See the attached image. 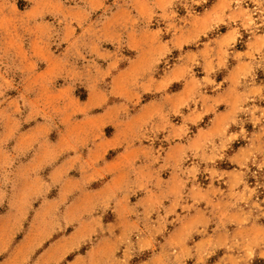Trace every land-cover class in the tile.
<instances>
[{
    "label": "rangeland",
    "instance_id": "374dc122",
    "mask_svg": "<svg viewBox=\"0 0 264 264\" xmlns=\"http://www.w3.org/2000/svg\"><path fill=\"white\" fill-rule=\"evenodd\" d=\"M263 85L264 0H0V264H264Z\"/></svg>",
    "mask_w": 264,
    "mask_h": 264
},
{
    "label": "crops",
    "instance_id": "0c3cea01",
    "mask_svg": "<svg viewBox=\"0 0 264 264\" xmlns=\"http://www.w3.org/2000/svg\"><path fill=\"white\" fill-rule=\"evenodd\" d=\"M262 92H264V85L262 88ZM261 115L264 116V108L261 110ZM235 110H233V108L228 107L223 113L219 114L213 122V128L214 126L219 123L220 127H222L223 129L226 128V126H230L233 123V119L235 117ZM113 163L111 162H106L105 166L102 167V169L100 171H103L106 174H109L110 170L112 169ZM260 231L264 232V225H262L260 228H257ZM68 238H60V239H56L53 242L50 243V245L45 248L39 255H38V259H40L43 255H45V253H47V255L51 254L54 255L56 252V249H61L62 251L65 250V248L68 245ZM66 256V259L63 261L62 264H83V259L85 258V255H76L74 257H70L71 254L68 252H66V254H64ZM12 257V254H11ZM37 259V260H38Z\"/></svg>",
    "mask_w": 264,
    "mask_h": 264
}]
</instances>
